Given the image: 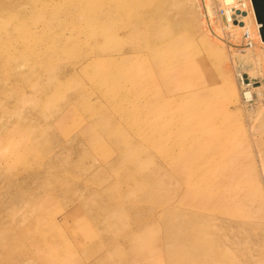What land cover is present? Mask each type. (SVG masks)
Here are the masks:
<instances>
[{
    "label": "rangeland",
    "instance_id": "obj_1",
    "mask_svg": "<svg viewBox=\"0 0 264 264\" xmlns=\"http://www.w3.org/2000/svg\"><path fill=\"white\" fill-rule=\"evenodd\" d=\"M121 1L0 0V264H264L251 0Z\"/></svg>",
    "mask_w": 264,
    "mask_h": 264
},
{
    "label": "built area",
    "instance_id": "obj_2",
    "mask_svg": "<svg viewBox=\"0 0 264 264\" xmlns=\"http://www.w3.org/2000/svg\"><path fill=\"white\" fill-rule=\"evenodd\" d=\"M249 7L250 5L245 0H236L232 3H225V5L220 8V12L225 18L224 26L228 30L235 28L236 26L242 27L241 42L247 49L252 48L256 44L251 31L245 26V22L243 21L245 15L248 14L247 9H249ZM244 13L246 14L244 15Z\"/></svg>",
    "mask_w": 264,
    "mask_h": 264
},
{
    "label": "bare ground",
    "instance_id": "obj_3",
    "mask_svg": "<svg viewBox=\"0 0 264 264\" xmlns=\"http://www.w3.org/2000/svg\"><path fill=\"white\" fill-rule=\"evenodd\" d=\"M104 2H107V3H109V4H117L118 2V0H103ZM129 0H122L121 2H119V3H122V5L123 6H125V5H127V4H130V3H132L134 0H130L129 2H128ZM160 1V3H161V0H159ZM221 1V0H220ZM227 4L228 3H232V2H234L235 0H224ZM118 6V11L120 10V8H123V9H127L126 7H120V5L118 4L117 5ZM247 11H248V14L247 15H245V17H244V19H243V21L245 22V26L246 27H248L249 28V30L251 31V33H252V28H253V21H252V17H251V15H250V11H249V9H247ZM224 24V23H223ZM259 27V28H258ZM260 27L261 26H256V28H257V32H258V34H260ZM241 28L242 27H238V26H236L235 28H232V29H230V36H232V35H235L236 34V30H241ZM235 33V34H234ZM236 36V35H235ZM235 36H233V37H235ZM232 38V37H231ZM238 39V38H237ZM241 40V39H240ZM226 41V40H225ZM239 41V40H238ZM232 42V41H231ZM247 78H248V82H246L245 81V77L243 76V82L244 83H250V77H248L247 76ZM250 85V84H249ZM250 92V91H249ZM247 96V95H246ZM251 96V95H250ZM249 96V97H250ZM248 98V97H247Z\"/></svg>",
    "mask_w": 264,
    "mask_h": 264
},
{
    "label": "water",
    "instance_id": "obj_4",
    "mask_svg": "<svg viewBox=\"0 0 264 264\" xmlns=\"http://www.w3.org/2000/svg\"><path fill=\"white\" fill-rule=\"evenodd\" d=\"M257 23L260 24V36L264 41V0H251ZM246 13H244L245 15ZM242 25V23H241ZM245 81L248 82L247 75H244Z\"/></svg>",
    "mask_w": 264,
    "mask_h": 264
}]
</instances>
